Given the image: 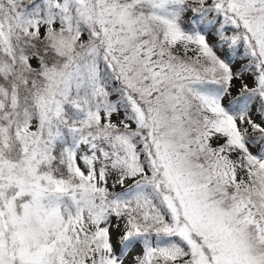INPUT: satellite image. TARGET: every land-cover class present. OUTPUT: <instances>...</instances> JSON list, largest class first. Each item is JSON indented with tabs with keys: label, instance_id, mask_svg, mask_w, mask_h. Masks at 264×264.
Instances as JSON below:
<instances>
[{
	"label": "snow or ice",
	"instance_id": "6c2138e0",
	"mask_svg": "<svg viewBox=\"0 0 264 264\" xmlns=\"http://www.w3.org/2000/svg\"><path fill=\"white\" fill-rule=\"evenodd\" d=\"M0 264H264V0H0Z\"/></svg>",
	"mask_w": 264,
	"mask_h": 264
}]
</instances>
